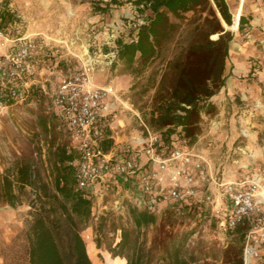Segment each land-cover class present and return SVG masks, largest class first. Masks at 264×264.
I'll list each match as a JSON object with an SVG mask.
<instances>
[{"label": "rangeland", "instance_id": "rangeland-1", "mask_svg": "<svg viewBox=\"0 0 264 264\" xmlns=\"http://www.w3.org/2000/svg\"><path fill=\"white\" fill-rule=\"evenodd\" d=\"M9 1L17 21L8 26L6 34L42 38L37 39L44 64L34 77L31 99L0 115V176L12 177L16 166L30 164L54 189L57 148L68 149L70 139L55 115L51 95L59 81L77 71L89 56L96 62L94 83L115 92L110 100V122L117 148H127L133 138L145 133L141 121L163 136L174 129L160 120L164 101L157 91L169 62L192 42L190 31L202 23L200 15L188 14L160 56L133 72L109 54L118 38L130 42L136 36L149 11L142 13L128 0L111 5L107 13L97 9L106 8L112 0ZM226 1L233 25L225 30L233 34V40L225 83L210 99L200 102L203 110L193 118L197 123L190 126L188 147L206 157L213 173L242 181L260 178L264 172V0ZM241 17L248 20L242 31ZM218 38L216 34L210 40ZM171 79L167 77V87ZM17 194L15 208L0 198V264H29L25 221L35 196L30 189ZM94 204L93 217L81 231L93 264H127L110 252L121 251L118 245L125 234L129 253L142 252L148 264H176V256L185 264H226L229 254L241 246L238 234L220 231L216 221L204 219L199 210L181 213L167 207L156 215L155 225L136 229L123 192L100 194ZM141 204L137 201L142 208Z\"/></svg>", "mask_w": 264, "mask_h": 264}, {"label": "built area", "instance_id": "built-area-1", "mask_svg": "<svg viewBox=\"0 0 264 264\" xmlns=\"http://www.w3.org/2000/svg\"><path fill=\"white\" fill-rule=\"evenodd\" d=\"M37 38H10L0 31V115L34 94V77L44 64ZM109 55L115 57L116 52ZM95 66L89 56L59 81L51 95L55 115L70 139L68 151L76 156L77 188L93 200L123 192L130 205L155 215L176 203L195 204L200 211H209L220 231L243 230L244 264H264V172L260 178L242 181L220 177L206 157L188 147L184 134L171 136L167 143L143 121L145 133L127 148L114 145L104 150L106 131L113 130L110 100L115 92L94 83Z\"/></svg>", "mask_w": 264, "mask_h": 264}, {"label": "trees", "instance_id": "trees-1", "mask_svg": "<svg viewBox=\"0 0 264 264\" xmlns=\"http://www.w3.org/2000/svg\"><path fill=\"white\" fill-rule=\"evenodd\" d=\"M213 1L215 5L212 0L127 1L142 13L150 12L145 23L139 26L136 36L130 42L118 38L115 49L111 51L116 52L117 60L133 72L137 66L145 67L160 56L164 45L173 41L188 20V14L200 15L202 20L200 25L190 31L194 37L192 42L169 62L167 73L157 91L162 96L160 100L164 101L159 108L160 120L164 126L174 127L163 136L167 143L176 134L190 137V126L197 123L193 118L198 117L203 110L200 102L210 99L225 83L226 60L233 40V34L226 31L225 26L233 25V15L226 0ZM122 3L120 0H112L106 4V8L99 7L97 10L107 13L111 5ZM9 5V0H0V31L5 33L8 26L17 21ZM247 24L248 20L241 17L239 29L242 31ZM216 34L218 40L211 41L210 37ZM170 75L172 79L167 87L166 80ZM184 105L191 109H186ZM179 111L184 114L181 115ZM105 137L102 148L107 151L114 146L112 131L107 130ZM56 157L54 189L42 181L40 173L30 164H21L16 166L12 177L0 176V198L15 208L19 201L17 192L23 194L30 189L35 196L30 202L31 210L25 221L29 264H93L81 231L93 217L94 200L77 188L76 156L66 146H62L57 148ZM171 209L181 213L199 210L197 205L186 203H176ZM199 213L204 219L211 217L208 210ZM129 214L136 229L157 223L155 214L134 205H130ZM232 234L239 235L241 246L229 254L226 264H244L243 230ZM126 236L118 245L121 251H110L113 258L124 259L127 264H148L142 252L134 250L129 253L130 245L126 242ZM97 246L100 247L99 244ZM175 262L185 264L179 256H176Z\"/></svg>", "mask_w": 264, "mask_h": 264}]
</instances>
